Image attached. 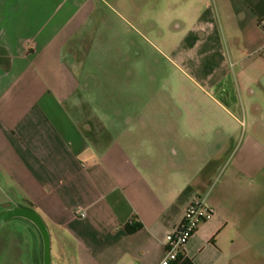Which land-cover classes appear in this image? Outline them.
<instances>
[{"label":"crops","instance_id":"0c3cea01","mask_svg":"<svg viewBox=\"0 0 264 264\" xmlns=\"http://www.w3.org/2000/svg\"><path fill=\"white\" fill-rule=\"evenodd\" d=\"M109 9L0 0V211L42 216L52 264H159L204 195L175 264H264V0H170L196 69L155 72L153 91L146 55L95 52ZM10 222L6 264H42L36 227Z\"/></svg>","mask_w":264,"mask_h":264},{"label":"rangeland","instance_id":"374dc122","mask_svg":"<svg viewBox=\"0 0 264 264\" xmlns=\"http://www.w3.org/2000/svg\"><path fill=\"white\" fill-rule=\"evenodd\" d=\"M106 1L107 3L105 0H99V5L105 8L110 7L103 15L106 16L104 19L109 17L108 26H102L100 23L98 28L101 29L96 35V40L104 42L109 39L112 43L107 46L97 45L96 53L114 57V59L124 54L131 58L146 55L148 57L145 64L146 74L144 80L141 77L140 81L143 87H147L152 91L160 85L157 81L158 74L155 76V72L174 73L176 64L178 65L179 74L181 72L190 73L196 69V67H193L191 57L188 55L190 52L188 46L181 39L185 29H180L178 36L174 35L175 21L174 18L172 19L169 10L170 0ZM128 7L131 9L130 11L126 10ZM182 16L186 19V15ZM184 21L186 22V20ZM134 79L133 77L130 79L131 86L136 84L133 82ZM136 80H138V77H136ZM183 85L184 83L181 82L180 78L178 86L182 87ZM13 219L7 220L3 224L0 227V232L5 227L10 226V221H13ZM0 264H6L1 255Z\"/></svg>","mask_w":264,"mask_h":264},{"label":"built area","instance_id":"2783aa9c","mask_svg":"<svg viewBox=\"0 0 264 264\" xmlns=\"http://www.w3.org/2000/svg\"><path fill=\"white\" fill-rule=\"evenodd\" d=\"M264 22H260L263 25ZM80 217L84 213L76 210ZM213 214V209L208 205L204 195L195 196L192 201L183 209L179 225L166 234L164 254L159 264H175L189 239L194 235L201 223L208 220Z\"/></svg>","mask_w":264,"mask_h":264},{"label":"water","instance_id":"95a60500","mask_svg":"<svg viewBox=\"0 0 264 264\" xmlns=\"http://www.w3.org/2000/svg\"><path fill=\"white\" fill-rule=\"evenodd\" d=\"M13 218L25 219L36 227L42 241V264H52L50 258V235L42 216L32 208L15 206L0 212V226Z\"/></svg>","mask_w":264,"mask_h":264}]
</instances>
